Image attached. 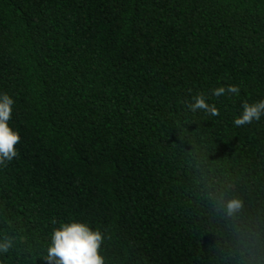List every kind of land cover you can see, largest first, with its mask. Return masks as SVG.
I'll return each instance as SVG.
<instances>
[{
  "label": "trees",
  "instance_id": "16d2710c",
  "mask_svg": "<svg viewBox=\"0 0 264 264\" xmlns=\"http://www.w3.org/2000/svg\"><path fill=\"white\" fill-rule=\"evenodd\" d=\"M0 92V264H49L69 222L104 264H264V115L233 123L264 99V0H0Z\"/></svg>",
  "mask_w": 264,
  "mask_h": 264
},
{
  "label": "clouds",
  "instance_id": "9594fccd",
  "mask_svg": "<svg viewBox=\"0 0 264 264\" xmlns=\"http://www.w3.org/2000/svg\"><path fill=\"white\" fill-rule=\"evenodd\" d=\"M238 92L237 85L217 86L211 90L213 96H222L226 93L236 95ZM192 101L189 104L190 110L201 109L213 116L218 114L216 107L206 103L203 95H195ZM13 104L14 100L7 93L0 92V164L17 155L14 145L19 143V133L11 129L8 123ZM241 108L240 115L233 118V123L237 126L264 115V99L251 104L244 102ZM240 207L239 200L230 199L224 202L223 210L226 215L231 216ZM101 240V233L90 229L87 224L80 222L61 224L51 233L44 259L49 264H104V259L98 251ZM9 247V240H0V252L7 251Z\"/></svg>",
  "mask_w": 264,
  "mask_h": 264
}]
</instances>
